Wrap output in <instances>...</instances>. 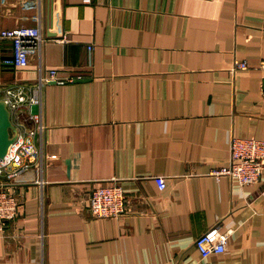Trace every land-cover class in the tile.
Here are the masks:
<instances>
[{"label":"crops","instance_id":"obj_1","mask_svg":"<svg viewBox=\"0 0 264 264\" xmlns=\"http://www.w3.org/2000/svg\"><path fill=\"white\" fill-rule=\"evenodd\" d=\"M49 2L42 51L24 68L0 61L1 90L42 70L66 81L44 88L45 185L34 170L10 185L20 213L0 264H264V174L243 187L212 174L233 137L264 139V0ZM36 15L9 0L1 28ZM236 60L250 69L234 74ZM114 179L127 214L92 217L91 190ZM217 225L227 250L204 258L196 240Z\"/></svg>","mask_w":264,"mask_h":264},{"label":"built area","instance_id":"obj_2","mask_svg":"<svg viewBox=\"0 0 264 264\" xmlns=\"http://www.w3.org/2000/svg\"><path fill=\"white\" fill-rule=\"evenodd\" d=\"M8 4L9 0H0V61L4 66L24 68L30 64L33 55L42 51L46 41L42 18L45 0H19L23 10L37 12L33 17L36 25H22L4 31L1 28V18ZM5 41L11 42L12 53L4 59L2 51ZM249 69L247 61L236 60L232 71L236 74ZM260 71L264 77V61L260 65ZM56 75L55 70H42L34 85L16 84L0 89L1 100L6 102L17 130L15 141L6 156L0 160V177L5 180L0 181V236L5 234L7 224L14 221L20 213V202L10 187L14 180L34 170L39 175L37 184L42 187L45 185L43 174L48 157L44 150V88L53 80L60 84L66 82L56 79ZM212 174L217 178L227 176L242 187L258 183L264 174V139L233 137L228 164ZM156 181L159 189L163 190L166 179L157 177ZM127 206L126 190L116 179L101 183L91 190L89 209L96 219L123 217L127 214ZM228 238L222 226L217 225L200 236L195 245L206 258L211 254L224 253Z\"/></svg>","mask_w":264,"mask_h":264},{"label":"water","instance_id":"obj_3","mask_svg":"<svg viewBox=\"0 0 264 264\" xmlns=\"http://www.w3.org/2000/svg\"><path fill=\"white\" fill-rule=\"evenodd\" d=\"M53 4H54V0H50L49 2L50 12H52ZM59 8L60 6L57 4L56 7L57 15L59 13ZM54 30L51 29V26L49 25L48 29L46 30V35L48 37H58L60 33ZM16 134H17V130L12 122L11 113L8 109V106L4 100H0V160L6 156L9 147L15 141Z\"/></svg>","mask_w":264,"mask_h":264}]
</instances>
